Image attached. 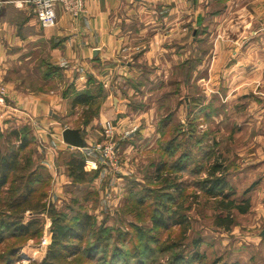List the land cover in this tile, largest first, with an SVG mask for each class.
Listing matches in <instances>:
<instances>
[{"label":"crops","instance_id":"1","mask_svg":"<svg viewBox=\"0 0 264 264\" xmlns=\"http://www.w3.org/2000/svg\"><path fill=\"white\" fill-rule=\"evenodd\" d=\"M185 61L190 84L205 79L210 123L228 122L236 108L237 122L244 123L237 130L252 126L245 136L252 133L260 143L249 154L263 153L264 0H85L78 17L58 7V22L50 28L41 26L32 0H0V85L8 102L0 117L6 124L30 125L42 156L38 165L50 173L52 193L60 198L73 185L70 158L96 157L90 146L102 140L107 119L116 124L122 151L144 149L161 138L156 104L147 100L155 83L145 89L141 80L147 67V76L166 79ZM82 91L94 97L84 119L81 111L89 105L73 103ZM67 127L80 130L85 147L64 140ZM223 131L211 127L210 141L220 140L219 133L224 138ZM98 160L97 167L84 165L93 173L86 185L104 200H115L122 189L118 181L127 174L119 180L114 168ZM257 181L264 191V176ZM257 213L264 216V201Z\"/></svg>","mask_w":264,"mask_h":264},{"label":"rangeland","instance_id":"2","mask_svg":"<svg viewBox=\"0 0 264 264\" xmlns=\"http://www.w3.org/2000/svg\"><path fill=\"white\" fill-rule=\"evenodd\" d=\"M189 66L183 62L166 79L147 76L152 68H146L141 81L145 89L155 83L147 100L156 104L162 136L144 149H119L120 168L112 174L127 177L118 181L122 189L116 201L88 189L93 173L73 180L65 198L52 193L30 125L6 124L0 117L1 149L11 154V162L16 159V170L0 188V264H41L51 261L46 256L56 249L61 252L56 264H264V216L257 213L264 201L257 181L264 176V152L249 154L260 143L252 133L245 136L252 126L237 130L244 123L237 122L236 108L228 122L210 123L205 79L190 84ZM199 76L205 77V66ZM214 126L224 129V138L219 133L220 140L210 141ZM216 160L227 167L211 175ZM217 176L225 186L214 189L209 179ZM229 198L245 202L248 211L229 213ZM55 220L78 228L87 220L86 229L80 238L55 243ZM22 223L28 230L20 228ZM46 233L50 238L43 244Z\"/></svg>","mask_w":264,"mask_h":264},{"label":"trees","instance_id":"3","mask_svg":"<svg viewBox=\"0 0 264 264\" xmlns=\"http://www.w3.org/2000/svg\"><path fill=\"white\" fill-rule=\"evenodd\" d=\"M93 99L94 97L90 91H82V92H78L75 95L73 99V103L89 105V108L85 112L87 113L86 116H89V113H90L89 111H92ZM15 133L20 134V131L17 130L15 131ZM10 156L11 154H7L2 151L1 145H0V188L8 181L10 173L13 170H16V159L11 162ZM86 157L87 156H84L83 154H75L70 158L69 172L73 176L74 180H84L86 176L88 175V172L84 169V165L86 164L85 162ZM216 161L217 162H215L213 166L210 167L211 175H214L218 171L223 170V162H219L218 160ZM222 178L223 177L221 176L212 177L211 179H209L211 182L210 186L213 187L214 189L219 188L220 186H223L225 183L222 180ZM244 204L245 202L240 204V203H237L235 199L229 198L226 208L229 211V213H231L233 208H238L240 212H246L248 211L249 207L248 205H244ZM86 221L87 220H80L78 223L79 224V228H78L76 226L66 225L60 222L59 220H55L54 236H53L55 243H57V241L59 240L66 241L69 237L80 238L82 235L81 230L86 229V223H87ZM161 224H165V221H161ZM20 228L23 230H28L29 224L22 223L20 225ZM60 253L61 252L58 249L53 250V253H49L46 256V258L49 257L51 261L44 260L41 264H56L55 260L59 258Z\"/></svg>","mask_w":264,"mask_h":264},{"label":"built area","instance_id":"4","mask_svg":"<svg viewBox=\"0 0 264 264\" xmlns=\"http://www.w3.org/2000/svg\"><path fill=\"white\" fill-rule=\"evenodd\" d=\"M35 14L43 28L54 27L58 22V7L74 17L80 16L85 11V0H32ZM8 106L7 91L4 85H0V110L6 111ZM115 123L107 119L103 126V138L93 143L90 148L96 157L90 155L85 162L94 166L98 165L101 159L104 164L111 168L120 167L119 147L115 139ZM98 158V159H97ZM50 238L48 233L43 237V244Z\"/></svg>","mask_w":264,"mask_h":264},{"label":"water","instance_id":"5","mask_svg":"<svg viewBox=\"0 0 264 264\" xmlns=\"http://www.w3.org/2000/svg\"><path fill=\"white\" fill-rule=\"evenodd\" d=\"M63 137L66 142L69 143L70 146H77L79 148L85 147L86 143L81 136V132L79 129L67 127L63 131ZM261 235L264 236V228L261 231Z\"/></svg>","mask_w":264,"mask_h":264}]
</instances>
